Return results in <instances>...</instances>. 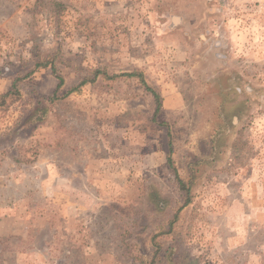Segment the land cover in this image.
I'll list each match as a JSON object with an SVG mask.
<instances>
[{
  "label": "rangeland",
  "instance_id": "rangeland-1",
  "mask_svg": "<svg viewBox=\"0 0 264 264\" xmlns=\"http://www.w3.org/2000/svg\"><path fill=\"white\" fill-rule=\"evenodd\" d=\"M14 82L0 264H264V0H0Z\"/></svg>",
  "mask_w": 264,
  "mask_h": 264
},
{
  "label": "trees",
  "instance_id": "trees-1",
  "mask_svg": "<svg viewBox=\"0 0 264 264\" xmlns=\"http://www.w3.org/2000/svg\"><path fill=\"white\" fill-rule=\"evenodd\" d=\"M53 4H54V9H56L57 11H61L62 8H64V4L62 2L54 1ZM37 57H38V60L33 62L34 63V67L35 68H39V67L46 68V67L51 66L52 72L54 73V75L59 80V83L57 84V89H56L55 93L53 94L52 97L49 98L51 101H53V100H55V99H57L59 97L58 93H59L61 87L64 84V78L58 73L57 67H56V64L54 62V58L53 57L52 58L51 57L50 58H46V57L41 56L39 53H38ZM99 73L100 72L96 71L95 75H98ZM104 73H105V75H108L107 72H104ZM122 75H127V76H130V77H134V76L139 77L140 81L146 86V88L153 93V95L155 97V100H156V110H155V114H154V120L158 121L157 115L159 114V112L161 111V108H162V97H161V94L155 88H153V87H151V86H149L147 84V80L145 79L144 74L139 72V71L131 72V73H128V74H122ZM119 76L120 75H112V76H109V78L110 79H115L116 77H119ZM84 83L85 82L82 81L80 83V85H83ZM72 90L67 92V94L70 93ZM12 95H14L15 97L17 95H19V91L17 90V83L16 82H14V90L8 91L7 93L2 95V101L0 102V105L2 103L6 102V98L8 96H12ZM38 110L40 112H42L41 115H44V116L46 115V107L40 108ZM158 123L161 124V125L167 126V124L165 122H163V121H159ZM167 128H168V134L171 137V131H170L168 126H167ZM169 146H170V151H171V149L173 148L171 140L169 142ZM168 163H169L170 167L172 168V170L174 171V174H175V177L178 180L180 189L183 192H185V194H186V201L183 204L185 206V205H187L190 202V188L188 186V183L183 178H181V176L179 175V172H178L176 166L173 163L171 152H169V155H168ZM177 217H178V214H176L174 220L171 221V223H173L175 221V219H177Z\"/></svg>",
  "mask_w": 264,
  "mask_h": 264
}]
</instances>
